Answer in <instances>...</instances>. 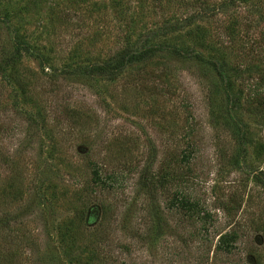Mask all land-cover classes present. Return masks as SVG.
Returning a JSON list of instances; mask_svg holds the SVG:
<instances>
[{
  "label": "rangeland",
  "instance_id": "1",
  "mask_svg": "<svg viewBox=\"0 0 264 264\" xmlns=\"http://www.w3.org/2000/svg\"><path fill=\"white\" fill-rule=\"evenodd\" d=\"M23 44L0 71V264H264V0H0V67ZM144 45L224 64L241 162L210 68L164 50L82 73Z\"/></svg>",
  "mask_w": 264,
  "mask_h": 264
},
{
  "label": "trees",
  "instance_id": "2",
  "mask_svg": "<svg viewBox=\"0 0 264 264\" xmlns=\"http://www.w3.org/2000/svg\"><path fill=\"white\" fill-rule=\"evenodd\" d=\"M228 1L229 2L232 1L234 3V1H237V0H228ZM203 13H205V10L199 13V16L200 14L202 15ZM187 21L192 23V21H194V18L190 17ZM172 29L174 30L176 28H174L173 26ZM162 35L163 34H157L156 36H153V37L158 38ZM164 50L168 51L170 54L176 57H179L183 60L193 61L199 66L208 67L215 73V75L217 76V79L219 80L221 91L225 97V102H226L225 112H226L227 117H229L230 119V123L233 128L235 141L239 145L242 151V153L239 154L240 155L239 159L237 156V163L240 160H243L247 155V134L245 130L246 127L241 122V120L237 119L235 116L232 115L235 108L237 107L236 106L237 104L235 103L236 99H234L233 101V97L231 94V81H230L231 79H229V77L226 75L227 70H225L224 64L220 63L216 59L214 60V59H211L210 57H206L202 53L194 51V50H183L177 47H168V46L166 48V46H159V45H144L139 49H136V48L133 49L132 47L124 49L117 56H115V58L107 62L85 67L82 70V73L85 75H91V76H103L107 78L108 80H111V79H114L115 76L119 75L122 71H124L125 68H127L133 62L143 61L146 58L153 55L154 53L161 52ZM21 51L29 52L28 45H24V44L20 45L19 47H17V51L15 52L16 55H13L4 60L3 64L5 66L0 67V71H2L3 74L5 73V71L10 69L20 59ZM262 77H263L262 80H264V76ZM241 80H242L241 83L248 82V79H245V78H244V81L243 79ZM247 89L249 90V93H250L249 94L250 98L247 99V104H251L252 97H257L259 93H261V91L256 90V89L250 90V85L247 87ZM257 92L258 94H256ZM259 105L261 106L259 112L263 111L264 113V101H260ZM94 174H95L96 180L99 181V184L102 183V180L99 177V173L97 170H94ZM115 176L116 175H113V174L108 176L107 178L109 179V182H112ZM179 204H180L179 205L180 210H186L190 212V211H194L195 209L194 204L184 198L183 199L181 198L179 200ZM160 224H161V221L158 220L156 222V225L157 226L159 225V226L155 228L161 231L162 228ZM161 236L162 234L158 231L156 236L152 238L150 245L156 243ZM238 238L239 236L236 231H230V232H225L221 234L217 239L215 250L220 251L225 254H231L233 250L235 249V244L238 241Z\"/></svg>",
  "mask_w": 264,
  "mask_h": 264
}]
</instances>
